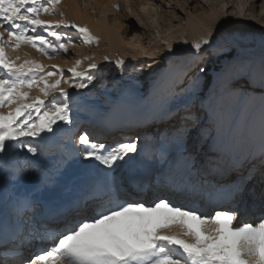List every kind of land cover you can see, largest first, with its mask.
<instances>
[{
    "label": "rangeland",
    "instance_id": "374dc122",
    "mask_svg": "<svg viewBox=\"0 0 264 264\" xmlns=\"http://www.w3.org/2000/svg\"><path fill=\"white\" fill-rule=\"evenodd\" d=\"M70 1L79 13L78 18L60 0L55 6L56 14H42L41 19L53 23L64 20L69 24L87 27L95 38L92 44H84L75 30L69 32L61 27L57 30L69 32L74 40L67 54L57 53L53 59H48L26 45L17 51L6 49L9 57L19 55L22 60H35L49 68L57 65L65 73L64 79H71L67 69L76 60L82 62L77 71L87 69L91 63H95L98 68L90 73L94 80L87 88L76 89L61 83V87L73 94L72 124L63 125L65 131L58 132L54 137L43 134V140L31 141L32 146L37 148L35 155L20 147L0 154V239L4 241V248L22 246L21 252L27 257L41 248L35 249V237L40 234L38 232L44 231L50 236L47 239L43 237L46 240L42 247L47 249L46 245L57 239L73 221L85 218L87 210L94 205L106 204L116 193L120 194L121 199L128 198L123 188H129L134 193L140 192L139 188L135 191L133 187L127 186L123 174L144 166V162L134 161V158L145 153L150 155L152 167L149 173L152 178L161 165L162 184L142 189L143 194L135 197L137 201L166 197L161 195V187L169 185L171 178H175V186L180 190L171 187L166 198L181 203V206H184L183 202H188L186 206L195 207L202 214L210 216L215 213V209L222 208L211 206L212 199L220 197L225 189L221 193L216 191L221 187H230L238 182V178H242L241 183L233 188L232 197L227 201L230 203L224 209L236 211L241 223L258 222L257 218L264 215V167H260V160L264 156L248 159L239 168L227 156H223L218 164L210 166L211 172H202L199 176L190 174L185 162L189 156L203 161L205 144L207 141L216 143L213 141L219 134L226 138L236 127V135L246 139L252 127L260 129L264 113V88L258 80L250 85L245 84V81L246 70L258 66L264 58V0ZM89 19L96 20L95 28L88 27ZM225 30L236 34L225 47L217 48L215 44L212 48L202 46L200 55L191 49V45L201 38L210 33L218 37ZM37 31L46 35L39 29ZM49 39L55 43L54 38ZM116 60H123L124 66L117 67ZM180 62L187 64L189 70L182 82H177L168 74V70ZM149 63L152 67H148ZM200 68L205 71L200 73ZM197 75L199 78L193 80ZM56 78H49V82ZM240 85H244L243 94L234 91ZM25 90L30 96L40 95L43 98L38 87ZM146 110L152 113H144L141 118L144 121L134 125L137 121H132V113ZM209 110L212 112L211 122L203 130L207 139L202 143L197 142L195 150L190 148L181 155L175 145H167L173 138L172 131H175L174 125L178 119V116L169 118V113H192L197 117L196 121L202 124ZM92 117L107 119L94 126L95 122L87 123ZM192 121L185 123L189 125ZM116 123H120L119 127L123 126L124 129L109 126ZM86 124H89V130L91 128V139L98 143L112 145L119 139L128 141L134 135L141 139L138 142V154L128 153L112 168L104 167L105 176L111 185L104 199H97L92 193L96 186L98 164L84 161L82 157L71 159V150L78 145L70 142L68 130L76 135L79 127ZM107 127L110 130L106 131ZM218 148L221 149V144L216 145ZM255 150L258 152V149ZM254 166L255 171L250 173L249 170ZM197 167L201 168V165ZM228 173L232 175L226 178ZM186 186L188 192L184 194L187 195L178 196L179 191ZM243 193L245 200L241 207L238 202ZM145 196L146 200L143 199ZM43 200L60 202L66 207L67 213L63 219L54 218L53 223L38 230L39 221L33 224L32 216L33 210ZM25 201L29 202L27 206ZM53 206L56 205L51 204L50 208ZM14 214H18L20 219V238H11L8 230L5 231L12 225Z\"/></svg>",
    "mask_w": 264,
    "mask_h": 264
},
{
    "label": "snow or ice",
    "instance_id": "6c2138e0",
    "mask_svg": "<svg viewBox=\"0 0 264 264\" xmlns=\"http://www.w3.org/2000/svg\"><path fill=\"white\" fill-rule=\"evenodd\" d=\"M59 3L60 0H0V154L20 147L35 155L37 148L31 141L43 140V134L54 137L65 131L63 125L72 124L73 94L61 87V83L83 89L94 80L90 73L97 70L95 63L77 71L82 62L76 60L67 69L71 79H64L65 73L57 65L49 68L35 60H22L19 55L9 57L6 52L7 48L17 51L26 45L53 59L57 53L67 54L69 46L74 45L69 34L71 30H75L84 44H92L95 38L87 27L64 20L53 23L41 19L42 14L55 15V6ZM61 27L69 32L58 31ZM38 29L46 35L40 34ZM235 35L228 30L218 37L210 33L194 42L191 49L200 55L202 46L212 48L215 44L217 48H223ZM49 37L54 38L55 43ZM115 64L123 67L124 61L116 60ZM188 70V65L180 62L170 67L168 74L182 82ZM204 71V68L199 69L200 73ZM246 75L245 84L258 80L264 88V58L258 66L249 67ZM52 77L57 78L50 83ZM198 78L197 75L192 79ZM36 87L43 98L30 96L25 90ZM243 88L244 85H240L234 91L243 94ZM172 116H178L173 143L183 155L187 151L188 136L194 131L185 122L197 117L187 112L184 115L169 113V118ZM206 139L202 129L196 131L193 149L197 142ZM138 142L139 137L132 142L109 145L81 133L77 141L79 146H73L71 154L110 169L128 153H137ZM222 143L224 150L218 148V155L206 162L195 156L187 157L188 172L199 176L211 171V165L218 164L221 157L229 154L227 139ZM257 155L264 156V113L258 152H251L246 159H255ZM205 163L209 167H203ZM198 164L202 167L198 168ZM260 167H264V159L260 160ZM249 171L254 172L255 166ZM105 184L111 187L108 182ZM124 195L128 198L121 199L116 193L106 204L93 207L85 218L69 224L52 241L50 248L41 247L27 257L19 251L15 256L11 255L12 250L4 248V241L0 239V264H7L9 258L16 256L21 258L22 264H264V215L257 218L258 222L241 223L236 211L220 210L208 216L195 207L177 205L168 198L156 197L146 203L135 199L137 193L126 192ZM28 203L25 201V206Z\"/></svg>",
    "mask_w": 264,
    "mask_h": 264
},
{
    "label": "bare ground",
    "instance_id": "6f19581e",
    "mask_svg": "<svg viewBox=\"0 0 264 264\" xmlns=\"http://www.w3.org/2000/svg\"><path fill=\"white\" fill-rule=\"evenodd\" d=\"M90 1V0H89ZM100 1V0H99ZM105 1V0H104ZM86 2V1H85ZM98 2V1H97ZM107 2V1H106ZM84 3V2H83ZM105 3V2H104ZM61 4L63 5V6H66V7H68L70 10H71V13H72V15L74 14V16H76L77 18H78V15H79V13H78V11H77V9H76V7H74V5L72 4V2L70 1V0H61ZM85 4H87V3H85ZM98 4H100L99 2H98ZM103 4V3H102ZM102 4H100V5H102ZM95 21L96 20H93V19H89L88 20V27L89 28H95ZM97 23V22H96ZM98 25V24H97ZM76 35H77V37H79L78 36V34L76 33ZM148 67H152V64L151 63H149V65H148ZM144 113H152V111L151 110H146V111H134L133 113H132V118H133V120L132 121H134V122H136V121H139V120H143V119H141L142 117H143V114ZM145 115V114H144ZM212 115V112H211V110H209V114H208V117H206L205 119H202V124H200L198 121H196V120H194V121H192L189 125H186V126H188V127H193L194 128V131H193V133L192 134H190L189 136H188V144H187V151L190 149V148H193V143H192V140H193V136H195L196 135V131H198V130H200V129H202V130H204V127L207 125V123L208 122H210L211 120H210V117H212L211 116ZM113 116H116L117 118H122V119H124V117H121V116H119V115H113ZM110 117V116H109ZM147 117V116H146ZM115 118V117H114ZM116 118V119H117ZM105 119H107V118H100V117H92L91 119H89L88 120V122L87 123H94L95 122V124H94V126H96L97 124H100L101 122H103ZM167 119V118H166ZM119 124L120 123H116V124H112V125H109L110 127L112 126V127H114V129H115V127H119ZM89 125V124H88ZM88 125L86 124L84 127H79V130H78V132L76 133V135H74V134H72L71 133V131L70 130H68V133H67V137L70 139V142L71 143H76L77 144V141H78V138H79V134H81V133H87L88 135L89 134H91V132H90V130H91V128H90V130L88 129ZM222 124L220 123V126H221ZM93 126V127H94ZM98 126V125H97ZM108 126V127H109ZM91 127V126H90ZM105 128V130L107 131L108 129L110 130V128ZM123 127V126H122ZM122 127H119V129L120 128H122ZM95 128V127H94ZM127 128H130V126L129 127H127ZM122 129H124V128H122ZM94 130V129H93ZM104 130V129H103ZM129 130V129H128ZM127 130V131H128ZM218 130V129H217ZM220 130V129H219ZM221 131V130H220ZM236 127L231 131V134H229L227 137H226V139H227V141H228V144H229V148H230V151H229V154H227L228 156H231L232 157V159H231V162L234 164V166L235 167H237V168H239V167H241L248 159H246V157H248L249 156V154L251 153V152H253V151H256L255 149H258V147H259V138H260V129L258 130V129H256V128H254V127H252V129H251V133H250V136H249V138H246V139H241V138H239L237 135H236ZM101 132V131H100ZM104 132V131H103ZM120 132V131H119ZM175 132V131H174ZM220 133V132H219ZM221 133H222V131H221ZM176 134V133H175ZM141 135V134H140ZM222 135V134H221ZM220 134H219V136H217L215 139H214V141L213 142H216V143H218V145H220L221 144V151H223L224 150V145H223V143H222V140L223 139H225L224 137H222ZM123 136V135H122ZM174 136L175 135H173V138H174ZM137 137H139L138 135H134V137H132V138H134V140H136L137 139ZM132 138L130 139V140H124V139H119L118 140V142H132ZM173 138H171L169 141H168V143H167V145L168 146H174L175 144L173 143ZM139 141H141V139H139ZM207 142H210V141H207ZM70 143V144H71ZM223 145V146H222ZM79 146V145H78ZM176 147V146H175ZM256 147V148H255ZM217 150V149H216ZM137 154H138V152H137ZM72 157H75V156H72V154H71V159H73ZM70 159V158H69ZM68 159V160H69ZM70 159V160H71ZM136 160H140L141 162H144L143 164H144V166L142 165V166H140L139 167V169H136V170H130V171H128L127 173H124L123 175H124V179H125V182L128 184L127 186L128 187H133L134 189H135V191H137V188H139L140 190V192H137V194H143L142 192H141V187H143V186H153V185H156L157 187H159V185H161L162 184V180H161V178H160V175H161V171H162V167H161V165H160V167H159V169H158V172L156 173V175L152 178L151 177V175H150V168L152 167L151 165H150V155H149V153H145V154H139L136 158H134V161H136ZM132 163V161L131 162H129V164H131ZM223 165H227V164H223ZM104 167L105 166H103V165H99L98 164V166H97V168H96V174H95V176H96V186H95V188L93 189V191H92V193L94 194V197H97V199H104L105 198V195H106V191H107V189H108V187L106 186V184H105V182H108L109 183V178L107 177V176H105V170H104ZM202 167V166H201ZM203 167H208L207 166V164L205 163L204 165H203ZM224 171H228V169H225ZM209 172V171H208ZM208 172H205L206 174H208ZM211 172V171H210ZM229 175H227L228 177H226V178H229L231 175H232V173H228ZM153 179V180H152ZM237 180V179H236ZM241 181H242V178H238V182H236V183H234V184H231V186L230 187H227V188H223V187H221V188H219L217 191H216V193H221V192H223L224 191V189H225V191H224V193H222L221 194V196L220 197H217V198H214V199H212V203H211V206H222V208H218V209H215V211H220V210H225L224 208H226V205H227V203H230V202H227V201H229V199H230V197H232V194H233V188H235L236 186H238L240 183H241ZM229 183L231 182V181H228ZM227 182V183H228ZM175 178H171V180H170V183H169V185H162V189L160 190V192H161V195H165L166 197H169V193H168V190L169 189H171V187H173V189L175 188V189H178V188H176V186H175ZM245 184V182H243L242 183V185H244ZM242 185H241V187H242ZM87 186V185H86ZM164 187H166V188H164ZM121 188H123V187H121ZM164 188V189H163ZM227 189V190H226ZM129 188H123V191H125V192H130V191H132V190H130ZM178 190H180V189H178ZM182 190H184V191H182ZM188 192V186H186V187H184L183 189H181V193H178L177 195L178 196H181L182 194H184V193H187ZM244 192V191H243ZM216 193H215V195L214 196H216ZM184 195H187V194H184ZM184 195H182V196H184ZM218 196V195H217ZM166 197H162V198H166ZM234 198H236V196L234 197ZM245 198V196H244V193H243V195H242V197H241V199L239 200V202H238V205L239 206H241L242 207V204H244V199ZM122 199H126V198H122ZM143 199H145L146 200V196L143 198ZM33 200V199H32ZM148 201V199L146 200V202ZM183 201H185V200H183ZM191 203H193V201H190ZM38 203V202H37ZM174 203L175 204H177V205H181V203H176L175 201H174ZM242 203V204H241ZM51 204H53V205H56L57 207H56V211H60V209L62 208V204L59 202H54V201H52V200H43V201H41V202H39L38 203V206L36 207V210H33V208L31 209V210H33V211H35L34 212V215H36L38 218H41L42 216H47V215H49V210H50V205ZM95 204H98V202H96ZM183 204H184V206H186V205H188L189 203L187 202H183ZM194 205V204H193ZM192 205V206H193ZM96 205H94V207H95ZM186 207H188V206H186ZM217 208V207H216ZM32 211V212H33ZM91 211V209H88L87 210V212L85 213V214H88L89 212ZM59 218V216H56V219L57 220H60V218ZM33 219V218H32ZM83 219V218H82ZM19 221H20V219H19V217H18V214H14L13 215V220H12V225L11 226H9V228H7L5 231H7L8 230V233H10V237L11 238H20V230L18 229V224H19ZM57 223H60V221H58ZM37 228V227H36ZM42 229H45V228H41V226H39V228H38V230H42ZM38 233H40L37 237H35L36 238V240H35V243H34V245H35V249L37 250V249H39L40 247H42V246H44V244H45V240L48 238V237H50L49 236V234H48V232H44V231H41V232H38ZM42 234V235H41ZM43 237H45L46 239H44ZM43 241V244L42 245H39L40 244V242H42ZM49 241V240H48ZM51 245H52V242H50L48 245H46L48 248H50L51 247ZM45 246V247H46ZM50 246V247H49ZM6 249H9V250H12V252L13 251H19V252H21L22 251V249H23V247L21 246V247H14V246H12L11 248H8V247H6ZM14 253V252H13ZM11 254V255H14V254ZM7 264H22V260H21V258L19 257V256H16V258H9L8 259V261H7Z\"/></svg>",
    "mask_w": 264,
    "mask_h": 264
}]
</instances>
